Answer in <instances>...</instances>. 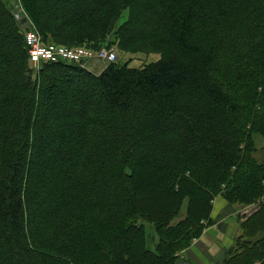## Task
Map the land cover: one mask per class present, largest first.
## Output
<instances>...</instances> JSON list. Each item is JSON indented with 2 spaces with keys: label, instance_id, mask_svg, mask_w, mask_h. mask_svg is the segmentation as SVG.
Instances as JSON below:
<instances>
[{
  "label": "trees",
  "instance_id": "obj_1",
  "mask_svg": "<svg viewBox=\"0 0 264 264\" xmlns=\"http://www.w3.org/2000/svg\"><path fill=\"white\" fill-rule=\"evenodd\" d=\"M19 2L44 43L92 49L127 9L115 31L120 48L156 49L159 57L141 67L111 61L98 74L75 61H47L33 73L28 26L0 0V246L12 256L0 248V264H23V254L32 264H176L210 224L219 193L258 208L222 264H264V156L254 155L251 139L264 132V0H79L49 18L32 0ZM144 20L152 29L128 30ZM49 80L73 87L56 90L40 111ZM81 85L103 102L89 118L77 107ZM42 111L47 124L67 117L64 131L37 134ZM46 143L58 156L77 146L61 189L43 174L52 165L38 150ZM112 172L124 187L109 182ZM142 188L149 191L135 194ZM154 193L167 196L164 210L145 203ZM50 198L68 208L48 211ZM32 206L55 223H40L33 234ZM146 224L154 246L146 245Z\"/></svg>",
  "mask_w": 264,
  "mask_h": 264
},
{
  "label": "rangeland",
  "instance_id": "obj_2",
  "mask_svg": "<svg viewBox=\"0 0 264 264\" xmlns=\"http://www.w3.org/2000/svg\"><path fill=\"white\" fill-rule=\"evenodd\" d=\"M7 4L13 9L14 15L15 17L20 20L22 17H25L26 20H28L29 24H28V28H32L34 29L38 34L39 32L36 30L35 26L33 25V22L31 21V19L28 17V15L26 14V12L23 10L19 0H6ZM34 7L36 8L37 11V15H44L47 18L52 17L55 15V13H65L67 12L68 8H70L73 4L77 3L76 1L79 0H32ZM83 1H88L89 3H91L93 0H83ZM98 2V0H97ZM255 2H252V4H254ZM128 12L127 9H122L119 19L116 23V27L115 30L110 33L109 35H107V37L105 38V40L101 41V44L98 45L97 48H94L95 50H99L101 48H105V49H112L115 53H116V58L113 62H118V63H123V62H128L130 66H135V67H141L146 63H149L151 61L156 60L159 57V53L158 51H156V49H150V50H142V49H138L137 47H131V49H122L120 48L118 42L120 43V38L118 33H116L115 31L120 27V25L122 23L125 22V19L127 18ZM39 16V15H38ZM147 21H142L140 22V25L138 26H129L128 30L131 31V33L139 35L140 33H144V31L146 32L147 30V26L146 25ZM150 22H147V24ZM139 24V23H138ZM150 29H152V25H150L149 27ZM40 35V34H39ZM40 37H42L40 35ZM48 43H54V44H59V43H55V42H48ZM77 43V42H75ZM75 43H71V45L75 44ZM87 44V42H84V44ZM78 46V45H75ZM85 46V45H82ZM88 47V46H87ZM92 48V47H91ZM4 47L0 44V51L3 50L4 51ZM46 63L45 61H39L37 63L33 62L32 69H34V72L40 68V66ZM74 63H78L80 64L81 67L86 68L87 70H89L90 72L94 73V74H98L95 72H101L103 70V68L109 64V62L96 58V57H92L91 59H85L79 62H74ZM7 69V68H6ZM101 70V71H100ZM49 83L51 84L50 86H48L47 90H44L43 94H42V105L40 107V111L44 109V111L46 110V108L43 107V105L45 106L46 104V100L48 98L51 99H55V93L56 90L61 89V91L65 92L66 94L68 93V91H65V89L68 88H72V85H69L68 83H64L62 85V83L57 80H49ZM81 89L78 91L80 94V97L77 98L79 99L78 105L77 107L78 110L83 108L81 106L85 107V110L83 108L84 111V117L89 118L90 117V111L92 110V108L94 106H96L97 104H103V102L101 101V103H99L100 101H98L99 99V93L98 91L93 93L91 96L89 95V93L86 91V87L83 85H81ZM84 104L81 105V100ZM14 101V100H11ZM10 102V101H9ZM82 110V109H81ZM59 111H63V113L68 112V109L63 108L59 109ZM69 113V112H68ZM75 114V113H74ZM78 114V112L76 113ZM77 116H81L80 114ZM81 118V117H80ZM48 124L47 123H43V111L41 112V114L38 117V120L36 121V133L37 134H57L62 133L64 131V125H66L67 123V117L65 118H61L59 120H55V119H49L48 120ZM74 128V127H71ZM76 133V130H75ZM1 138V136H0ZM2 139V138H1ZM251 139H253V145H254V150L253 153L255 156H259V157H263L264 156V132H256L253 131L251 133ZM51 145V146H50ZM77 146H72V143L67 146V147H62L61 150V155L58 156V154L60 153H55L54 148L55 145L54 144H43L41 146V148H38V150L42 149L41 154L40 155H44V157H47V159L49 161H47V164H52V165H46L47 167H43V174H47V175H51L52 176V181L54 182V185L57 186L58 188H62L64 187L66 184H68L69 182L66 181L67 177H68V172H70V170L75 169L73 167V161H71L70 159L73 158L76 155V153L78 152L77 149H75ZM37 153L34 154V157L32 158V167H36V165L33 163L36 161L35 158L38 156L39 151H36ZM43 152V153H42ZM92 153V152H91ZM89 154V153H88ZM67 175V176H66ZM141 173L139 171V174L136 178H134L133 180H140ZM38 177L39 178H44L41 173H38ZM113 179H117L116 175L112 172L111 174V179H110V183L111 184H115ZM117 182L120 183L121 187H124V185H126L125 181H118ZM136 182V181H135ZM36 184V182H32V187H34V185ZM65 184V185H64ZM141 187H145L147 186V184H140ZM163 188H159L161 191H166V185L162 186ZM113 190H115L113 187H111ZM110 189V188H108ZM151 189H155V188H151ZM149 191L148 188H142V189H137V191L135 192V194H137L139 196V192L140 191ZM150 191H155V190H150ZM153 193V192H152ZM141 195H144V192L141 193ZM155 197H153L152 199H146L145 203L148 204L152 209L156 210V209H163L165 208V204L168 203L167 200V196H163V194L161 193H154ZM221 197H223L228 204H230L232 207H235L236 209V217L238 218L239 221V232L236 236H240L244 233V226L247 223L248 217H250L258 208H257V203L256 202H245V201H239V200H235L232 199L231 201H228L222 194H217ZM216 195V196H217ZM56 202V201H55ZM170 202V201H169ZM63 202L62 204L59 203H54V201L52 200V198L48 199V202L46 204H44L43 206L46 207V209L48 211H51L50 208H53V210L55 209H67V206H63ZM32 212H31V226L33 229V234L35 232L36 226L40 223L43 222H49L50 225H53L55 223V219H50L49 220V212H42L40 211V209L35 208V206H32L31 208ZM146 209V208H145ZM46 210V211H47ZM147 210V209H146ZM56 213V212H55ZM67 213H72V211H68ZM63 215V214H62ZM60 216L59 218H64L65 216ZM57 217V216H55ZM211 219V218H210ZM97 223H99V220H96ZM211 222V220H210ZM243 226V229H242ZM106 230L109 228H105ZM110 231H113V229H109ZM145 230L147 232V239H146V245L149 243L151 246H154L156 243V233L154 231V228L152 225L150 224H146ZM47 233H51V230H48ZM258 234V233H257ZM35 236V235H34ZM236 236L234 238V240L232 241L231 245L232 246L234 244V242L236 241ZM239 236V237H240ZM240 242H243V238L239 239ZM154 244V245H153ZM229 246V247H230ZM228 247V248H229ZM0 248L3 250L4 252V258H10L12 257L10 254V252L5 251V247L4 246H0ZM85 258V256L83 257ZM22 259H23V264H32L33 262H35L34 258L31 257L30 255L27 254H23L22 255ZM56 264V263H55Z\"/></svg>",
  "mask_w": 264,
  "mask_h": 264
},
{
  "label": "crops",
  "instance_id": "obj_3",
  "mask_svg": "<svg viewBox=\"0 0 264 264\" xmlns=\"http://www.w3.org/2000/svg\"><path fill=\"white\" fill-rule=\"evenodd\" d=\"M235 209L223 197L215 196L210 224L179 253L176 264H222L227 248L239 232Z\"/></svg>",
  "mask_w": 264,
  "mask_h": 264
},
{
  "label": "built area",
  "instance_id": "obj_4",
  "mask_svg": "<svg viewBox=\"0 0 264 264\" xmlns=\"http://www.w3.org/2000/svg\"><path fill=\"white\" fill-rule=\"evenodd\" d=\"M24 41L29 58L37 63L39 61H82L96 57L107 62L114 61L116 53L112 49H92L87 46H67L63 44L44 43L40 35L32 28L24 31Z\"/></svg>",
  "mask_w": 264,
  "mask_h": 264
},
{
  "label": "water",
  "instance_id": "obj_5",
  "mask_svg": "<svg viewBox=\"0 0 264 264\" xmlns=\"http://www.w3.org/2000/svg\"><path fill=\"white\" fill-rule=\"evenodd\" d=\"M18 21H19V23H21V27H22V28L27 27L28 24H29L28 20H26L25 17H22V18H21L20 20H18ZM32 65H33V61L29 58V59H28V66H29V67H32Z\"/></svg>",
  "mask_w": 264,
  "mask_h": 264
}]
</instances>
